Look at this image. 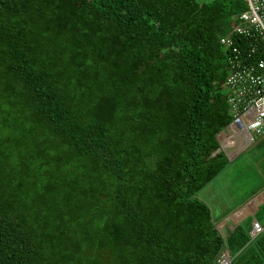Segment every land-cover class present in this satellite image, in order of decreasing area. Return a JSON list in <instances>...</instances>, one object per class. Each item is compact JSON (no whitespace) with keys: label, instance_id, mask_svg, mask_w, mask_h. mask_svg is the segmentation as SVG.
Masks as SVG:
<instances>
[{"label":"trees","instance_id":"16d2710c","mask_svg":"<svg viewBox=\"0 0 264 264\" xmlns=\"http://www.w3.org/2000/svg\"><path fill=\"white\" fill-rule=\"evenodd\" d=\"M245 9L0 0V264H264V229L221 235L196 197L229 165L219 39Z\"/></svg>","mask_w":264,"mask_h":264},{"label":"built area","instance_id":"2783aa9c","mask_svg":"<svg viewBox=\"0 0 264 264\" xmlns=\"http://www.w3.org/2000/svg\"><path fill=\"white\" fill-rule=\"evenodd\" d=\"M243 2L246 9L233 18L230 33L219 43L226 51L227 75L222 88L232 118L224 133L229 142L238 138V143L251 146L255 136L264 139V0ZM263 229L253 221L251 238ZM229 263V256L219 261Z\"/></svg>","mask_w":264,"mask_h":264},{"label":"rangeland","instance_id":"374dc122","mask_svg":"<svg viewBox=\"0 0 264 264\" xmlns=\"http://www.w3.org/2000/svg\"><path fill=\"white\" fill-rule=\"evenodd\" d=\"M218 140L220 149L228 157L230 155L227 157L229 165L222 174L200 188L196 197L209 206L212 218L218 224L219 233L224 235V231L236 223L231 216L264 190V174L257 163L258 152L262 149L258 145L264 143V139L255 136L254 144L246 146L227 141V135L222 133ZM226 255L225 252L219 261Z\"/></svg>","mask_w":264,"mask_h":264},{"label":"crops","instance_id":"0c3cea01","mask_svg":"<svg viewBox=\"0 0 264 264\" xmlns=\"http://www.w3.org/2000/svg\"><path fill=\"white\" fill-rule=\"evenodd\" d=\"M226 130V129H225ZM222 133H224V131H222L219 135H221ZM225 135H228L227 133H224ZM219 135L217 136V138L219 137ZM229 136H231V135H229ZM233 140H235L234 142H239V140L240 139H238V138H234ZM226 155H227V153H225ZM237 157V156H236ZM235 158V157H234ZM233 158V159H234ZM254 198V199H253ZM249 202H248V204H246L245 206H243L242 208H240L237 212H235L232 216H231V219H235V220H237L236 221V223L235 224H238V223H241V222H243V221H245L247 218H252V221H251V229H252V222L253 221H257V222H259L263 227H264V220H257V218L254 216L255 215V213H256V211H257V209H258V207L261 205V203L263 202V200H264V190L261 192V193H259V194H257V195H255L254 197H253ZM260 203V204H259ZM251 204H253V205H251ZM234 220V221H235ZM223 222H221V224H222ZM224 224H226L225 222H224ZM223 224V225H224ZM217 226H218V224H217ZM233 227H228L227 228V230L229 231V230H231ZM217 229H218V227H217ZM223 229H224V227H223ZM226 230V231H227ZM218 231H219V229H218ZM250 232H251V230H250ZM221 235H222V233H221ZM226 253H227V255L229 256V253H228V251L226 250L225 251ZM226 255V256H227Z\"/></svg>","mask_w":264,"mask_h":264}]
</instances>
